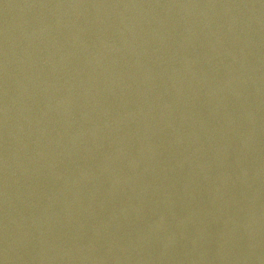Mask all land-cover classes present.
Returning <instances> with one entry per match:
<instances>
[{"label":"water","instance_id":"water-1","mask_svg":"<svg viewBox=\"0 0 264 264\" xmlns=\"http://www.w3.org/2000/svg\"><path fill=\"white\" fill-rule=\"evenodd\" d=\"M0 264H264V0H0Z\"/></svg>","mask_w":264,"mask_h":264}]
</instances>
